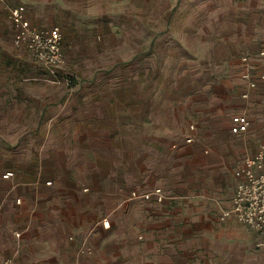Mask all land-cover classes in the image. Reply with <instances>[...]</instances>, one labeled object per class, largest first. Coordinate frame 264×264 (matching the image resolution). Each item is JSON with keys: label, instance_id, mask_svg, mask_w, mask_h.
Returning a JSON list of instances; mask_svg holds the SVG:
<instances>
[{"label": "crops", "instance_id": "1", "mask_svg": "<svg viewBox=\"0 0 264 264\" xmlns=\"http://www.w3.org/2000/svg\"><path fill=\"white\" fill-rule=\"evenodd\" d=\"M122 1L126 8L130 0H0L1 70L6 76L15 72L17 78L25 70L21 52L10 48L15 44L11 6H22L34 27L61 28L64 44H71L65 51L68 56L120 57V51L101 47L103 41L116 39L117 31L132 38L134 47L126 55L147 56L152 53L153 19L116 22L115 10L122 7ZM148 1L152 8V0ZM183 1L166 0V6L175 10ZM199 1L211 10L214 36L211 34L209 40L215 42L216 51L230 58L245 51L235 63L230 61L231 76L234 72L238 75V96L244 99L241 56L247 55L257 82L249 97L256 94L264 102V91L259 93L264 87V56L259 55L264 48V0ZM169 24L171 19L167 18L165 25ZM196 32L192 45L186 43V33H172L171 37L180 41L187 53L196 55L200 42L206 40L200 37V29ZM16 46L28 52L24 46ZM68 64L76 71L73 60ZM116 67L115 63L106 65L107 73ZM90 72L94 75L96 68L92 66L85 73ZM24 85L19 81L0 85V104L7 102L5 98L2 103L3 89L15 90L16 94ZM48 89L36 96L33 104L24 100L23 122L19 119L10 124L8 115L0 113V264L6 260L11 264H104L103 243L126 230L125 220L132 222L128 232H135L139 226L145 239L157 240L150 243L154 252L151 264H264V246H256L261 241L257 232L233 217L219 220L221 212L231 206L234 171L248 155L236 161L227 204L216 212L217 204L208 198L212 190L214 198L221 196L217 192L221 184L213 186L210 182L208 190L200 179L190 185L183 171L177 182L169 178L175 173L167 174L170 158L182 156L186 161L187 157L191 171L211 162L180 143L183 135L185 141L196 137L193 123L185 132L184 126L174 128L172 123L153 117L152 82L136 77L129 81L81 80L69 88L53 85ZM186 109L182 105V112ZM238 113L250 120L243 134L231 131L232 116ZM252 121L244 110L235 111L230 115L228 131L240 136L251 129L264 136V124L251 128ZM10 125L15 129L10 130ZM174 142L176 149L171 147ZM8 171L13 175L4 178ZM157 186L166 194L162 202L130 197L132 190L144 192ZM137 217L139 223H135ZM104 218L109 220L108 228L102 225ZM249 230L256 237L254 244L249 242Z\"/></svg>", "mask_w": 264, "mask_h": 264}, {"label": "rangeland", "instance_id": "2", "mask_svg": "<svg viewBox=\"0 0 264 264\" xmlns=\"http://www.w3.org/2000/svg\"><path fill=\"white\" fill-rule=\"evenodd\" d=\"M148 5V0H130L125 8L124 1H122V7L115 10L113 18L121 24L128 18L137 19L138 22H143L148 17L153 19L152 53L147 56L130 57L126 55L134 44L132 38L126 32L121 31H117L116 39L103 41L104 45L101 46L108 50L120 51V57L112 55L68 56L65 51L70 49L71 44L68 42L64 44V33L60 28L63 35L64 63L54 73H50L43 65L35 62L23 47H18L12 42L10 48L21 52L19 57L22 56L24 60L25 70L23 74H18L17 78L15 72L10 71V75L6 76L0 68V85H5L6 81H19L23 82L26 87L18 90L16 94H14L15 90L3 89L2 93H6V97L2 95V103L5 98L7 102L5 105L0 104V113L8 115L10 124H14L19 119L23 122L24 109L26 110L24 100L33 104L36 96L44 95L43 92L48 91V87L53 85L69 88L81 80L129 81L135 77L142 81L152 82L153 117L161 118L166 123H172L174 128L184 126L185 132L188 125L193 123L197 131L196 137L191 143H187L183 135L179 139L180 143L183 141V146H187L186 148L201 152L204 158L211 162L209 166L191 171L187 157L186 161L182 160V156L170 158L167 174L169 176L175 173L176 176L175 178L169 176V178L177 182V176L180 178L181 171H183L185 172L184 178L187 176L190 178V185L197 183L194 179H200L199 183L205 184L203 187L206 189L209 188L210 182L213 186L221 184L217 189L221 196L217 195V198H214V190H212L208 198L211 203L217 204L218 208L215 211L219 212L225 208L230 196V188L233 184L231 174L236 161L242 156L252 155L260 142L264 140L260 132L257 131L256 134L251 132V129L248 134L240 136L230 134L228 131L230 115L235 111L244 110L253 119L251 128L257 127L258 124H264V102L259 101L260 98L256 94L250 96L249 99H241L238 96V75L234 72L231 76L230 61L234 59L235 63L245 51L241 50L236 53L234 58L225 56L223 51H216L215 42L209 40L213 34L211 10L204 2L185 0L175 10L166 6V0H152V8ZM167 18L171 19V24L166 26ZM118 28L127 31L122 27ZM196 29H200V37L202 39L206 37V40L200 42L198 53L192 55L187 53L180 41H176L171 35L172 33H186V36H189L186 43L192 45L193 35L198 36ZM142 42L144 43L143 39ZM89 43L91 42H87L88 45ZM6 46L9 48L10 45ZM142 48L144 49V45ZM218 52L221 54L217 56ZM72 60L76 71L69 68L68 61L71 63ZM114 63L117 67L113 72L107 73L106 65L110 66ZM90 64L96 68L97 74L85 73L86 69L92 67ZM228 79H231L230 83H227ZM261 91H264V87H260L259 93ZM68 92L71 91L67 90ZM184 104L187 109L182 112ZM9 129L12 130L15 127L10 125ZM171 147L178 148L177 142L172 143ZM183 162H186V165ZM138 221L139 217L136 218L135 223H139ZM130 224L132 222L125 220L126 230L109 237L103 243V248L106 247L103 250L104 264L152 263L154 252L151 251L150 243L157 240L145 239L144 231L139 226L135 232L133 230L128 232ZM141 234L142 238L139 237ZM248 235L249 242L254 244L256 237L251 230Z\"/></svg>", "mask_w": 264, "mask_h": 264}, {"label": "built area", "instance_id": "3", "mask_svg": "<svg viewBox=\"0 0 264 264\" xmlns=\"http://www.w3.org/2000/svg\"><path fill=\"white\" fill-rule=\"evenodd\" d=\"M10 19L14 28L15 44L24 46L35 61L45 65L50 73H54L64 63L63 35L60 28L58 26L50 28L32 26L22 6L10 8ZM259 55L264 56V48L259 51ZM241 61L243 63L241 78L246 82V89L241 93V97L247 99L250 90L256 87L257 82L249 57L243 55ZM261 79L264 80V74L261 75ZM249 127L250 120L246 114L238 113L232 116V133L243 134ZM190 129H193V125H190ZM192 141L191 136L186 138V142ZM12 175L13 172L8 171L3 177L8 178ZM234 178L236 185L231 198V206L221 212L219 220L223 221L233 217L259 234L261 241H258L256 246H264V140L260 142L252 155L242 159L234 171ZM50 183L47 182V184ZM130 197L162 202L166 194L161 187L157 186L144 192L132 190ZM16 202L19 203L20 200L17 199ZM102 225L108 228L109 220L104 218ZM14 234L17 237L20 236L19 232H14ZM86 251L90 253L89 248ZM5 264H11V260H6Z\"/></svg>", "mask_w": 264, "mask_h": 264}]
</instances>
